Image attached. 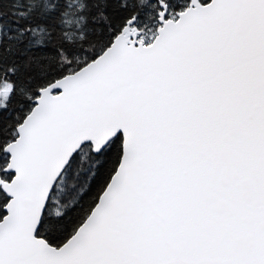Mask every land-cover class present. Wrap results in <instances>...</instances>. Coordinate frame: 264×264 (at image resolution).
I'll list each match as a JSON object with an SVG mask.
<instances>
[{
  "label": "snow or ice",
  "instance_id": "1",
  "mask_svg": "<svg viewBox=\"0 0 264 264\" xmlns=\"http://www.w3.org/2000/svg\"><path fill=\"white\" fill-rule=\"evenodd\" d=\"M0 264H264V0H0Z\"/></svg>",
  "mask_w": 264,
  "mask_h": 264
},
{
  "label": "trees",
  "instance_id": "2",
  "mask_svg": "<svg viewBox=\"0 0 264 264\" xmlns=\"http://www.w3.org/2000/svg\"><path fill=\"white\" fill-rule=\"evenodd\" d=\"M210 0H208V2H209Z\"/></svg>",
  "mask_w": 264,
  "mask_h": 264
}]
</instances>
